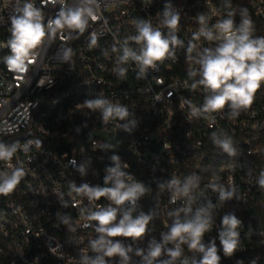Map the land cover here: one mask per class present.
Segmentation results:
<instances>
[{
  "label": "built area",
  "instance_id": "2783aa9c",
  "mask_svg": "<svg viewBox=\"0 0 264 264\" xmlns=\"http://www.w3.org/2000/svg\"><path fill=\"white\" fill-rule=\"evenodd\" d=\"M30 2L42 8L45 23L60 9L59 3L49 0ZM65 3L73 6L78 0ZM166 4L181 17L177 35L184 47L174 50L177 59L158 62L143 74L131 59L120 63L126 40L133 51L139 50L131 39L138 35L136 24L150 21L167 34L161 23ZM16 6L17 0H0V143L7 149L16 147L11 160H0V174L23 169L25 175L12 193L0 195V264H88L102 255L91 248L90 241L99 234L97 222L87 217L111 202L89 201L70 192L69 185L111 187L112 182L104 180L117 163L126 184L140 183L145 188L135 206L129 202L120 206L118 219L133 208V218L143 213L152 220L139 240L113 238L128 259L104 256L105 264H147L144 256L153 242L163 248L153 264L171 260L167 250L174 249L175 242L164 240L175 219L169 213L186 206L194 212L209 203L212 227L202 243L207 249L215 242L218 264H264V187L260 184L264 82L252 105L236 110L237 117H232L230 106L207 118L193 114L191 108L201 107L207 93L203 86L191 87L200 76L190 77L189 72L198 73L197 52L216 47L218 41L201 38L195 41L196 51L186 52L200 27L198 14L212 27L231 12L239 27L247 9L253 36H264V0H98V18L89 20L83 35L74 32L72 39H62L58 32L35 50L34 62L24 74L8 71L4 63L10 55V16ZM67 34L65 30L63 35ZM93 35L97 42L89 48ZM67 49L72 52L65 59ZM119 68L127 69L124 76ZM97 99L106 101L105 107L126 109L127 115L105 119L103 108L87 106ZM102 134L116 136L126 152L106 147ZM218 141L229 142L230 151ZM221 190L231 192V197L220 200ZM149 194L153 204L145 210ZM224 215H234L241 222L237 247L230 256L224 254L219 239ZM138 249L143 256L136 254ZM181 250L172 264L183 260L198 264L203 257L186 244Z\"/></svg>",
  "mask_w": 264,
  "mask_h": 264
},
{
  "label": "clouds",
  "instance_id": "9594fccd",
  "mask_svg": "<svg viewBox=\"0 0 264 264\" xmlns=\"http://www.w3.org/2000/svg\"><path fill=\"white\" fill-rule=\"evenodd\" d=\"M43 2V0H42ZM53 5L59 3L60 9L55 18H49L44 22V12L42 8L35 6L32 2H24L20 5L17 0V6L10 16L11 38L7 41L10 55L4 58V63L8 71L24 74L28 71L29 64L34 62L35 50L45 44L46 40L51 41L56 34L61 33L62 39H72V33L83 35L89 20H97L96 8L98 0H78L73 6L65 3V0H49ZM233 13H228V18L218 21L212 27L207 24L206 17L203 14L196 16L200 27L194 32L192 39L188 42L186 52L190 55L197 49L195 41L204 38L207 41H218L214 48H203L197 52L195 62L199 65L197 72H189V76L199 75L200 79L194 82L191 87L196 89L203 86L207 95L201 107H192L193 114H201L207 118V115L220 112L226 106L233 109L232 117L239 116L237 109L249 108L255 97V93L264 82V36H253V22L248 16L247 9H244V17L239 25L236 26ZM180 13L173 12L171 5H165L162 25L168 29L165 35L158 28H153L151 22L136 24L138 35L131 37L137 45L138 51H133L128 47V41H125L123 55L120 57V63H127L130 59L137 62L140 73L143 74L147 68H155L158 62L162 63L166 59L176 60L175 49L184 47V41L177 35L178 25L180 23ZM67 30V36L64 31ZM78 38V37H77ZM96 38L93 35L89 48L96 44ZM72 50L67 49L64 52V58L71 55ZM127 69L119 68L120 76H124ZM189 104L191 102H188ZM106 101L97 99L88 101L89 108H103L105 119L113 115L123 119L127 115V110L120 107H105ZM215 135V134H213ZM29 144L33 141H29ZM37 147L39 141H35ZM225 151H230V144L227 141H218ZM27 151V145H25ZM16 147L5 148L0 143V160L9 161L12 159ZM117 160V157H113ZM74 163V161H72ZM83 169H81V172ZM110 175L105 177L104 183L112 182L111 187H90L88 184H82L77 187L75 183L69 185L70 192L87 197L89 201H98L106 198L111 203L107 207H100L88 215L89 221H96L95 232L99 234L97 239L90 241L91 248L102 255L97 256L88 264H105L104 256L113 257L119 255L127 261V252L117 240L113 238L123 237L139 240L148 229L152 220L151 215L141 213L133 218V208L123 212L122 217L118 219L120 206L129 202L135 206L137 199L145 193V188L140 183L126 184L123 177L125 173L120 170V166L108 169ZM25 173L23 169L14 170L11 175L0 174V195L12 193L19 185L21 178ZM260 184L264 187V172H261ZM176 183V181H173ZM188 186L185 185L183 192L186 194ZM231 192L220 191V200L230 198ZM175 202V197L172 198ZM207 207H198L194 212L190 206H186L169 213L174 216L167 234L164 236L165 242H175L174 249H168L167 255L171 260L164 261L163 264H172V261L181 256V245L186 244L189 251H198L203 254L198 264H218L220 257L217 254V247L213 241L207 249L202 243L205 233L212 227L209 209ZM184 213L183 219L180 213ZM240 221L234 215H224L222 218L223 231L219 233L220 244L226 256H230L237 247L239 232L237 228ZM129 248L127 251H131ZM162 245L153 244L150 246L148 255L144 256L147 264H153L157 258L162 255ZM138 256H143L142 250H137ZM182 264H188L183 260ZM193 264L197 262L193 261Z\"/></svg>",
  "mask_w": 264,
  "mask_h": 264
},
{
  "label": "water",
  "instance_id": "95a60500",
  "mask_svg": "<svg viewBox=\"0 0 264 264\" xmlns=\"http://www.w3.org/2000/svg\"><path fill=\"white\" fill-rule=\"evenodd\" d=\"M106 141V147L113 148L120 152H126L120 145L116 136L112 134H102Z\"/></svg>",
  "mask_w": 264,
  "mask_h": 264
},
{
  "label": "trees",
  "instance_id": "16d2710c",
  "mask_svg": "<svg viewBox=\"0 0 264 264\" xmlns=\"http://www.w3.org/2000/svg\"><path fill=\"white\" fill-rule=\"evenodd\" d=\"M152 196L149 194L148 196H147V198H146V201H145V203H144V207L146 208L145 210H149V209H151V206H152V198H151ZM146 212V211H145Z\"/></svg>",
  "mask_w": 264,
  "mask_h": 264
}]
</instances>
